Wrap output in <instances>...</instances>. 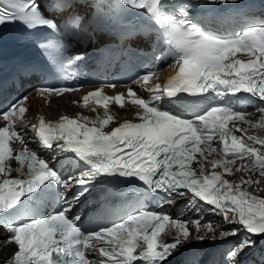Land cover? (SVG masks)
I'll list each match as a JSON object with an SVG mask.
<instances>
[{
  "label": "snow or ice",
  "instance_id": "obj_1",
  "mask_svg": "<svg viewBox=\"0 0 264 264\" xmlns=\"http://www.w3.org/2000/svg\"><path fill=\"white\" fill-rule=\"evenodd\" d=\"M229 2L235 0H206ZM3 3L7 6L0 7V26L21 23L25 32L37 37L34 42L41 49L54 45L39 35L40 29L81 27L77 0L55 4L59 13L48 12V0ZM120 8L140 12L154 25L157 43L168 47L175 74L166 84L156 82L158 64L166 57L155 55L153 49L151 66L128 85L127 101L135 107V120L107 131L114 119L107 113V102L123 107L126 98L123 93L103 95L105 85L83 97L85 106L91 98L105 108L104 117L91 122L67 115L55 122L43 115L38 122L28 121L31 93L0 110V219L7 225L6 232L0 231V244L15 246L6 264H168L193 240L203 241L209 232L216 239L218 226L203 216H173L163 210L164 204L185 197L189 210L203 202L224 224L235 225L220 233L221 241L237 238L225 250L222 264H241L244 253L255 247V237L264 236V196L247 187L260 184L259 179L233 182L226 176L234 170H254L264 178V138L247 135L241 127L253 124L246 105L259 100L261 105L254 107L262 115L254 126L264 128V19L220 36L193 20L189 3L121 0ZM85 58L86 53L71 55L61 69L67 73ZM131 85L147 92V98ZM78 90L45 84L35 92L49 97ZM165 102L170 106L165 108ZM26 129L33 133L31 138ZM32 142L51 155L45 158L31 150ZM214 144L221 146V158L210 159L218 151ZM12 161L19 166L12 168ZM115 177L137 179L154 199L162 194V202L155 210L140 203L118 222L82 228L80 214L73 215L72 209L95 183ZM52 190L58 207L39 214L35 207Z\"/></svg>",
  "mask_w": 264,
  "mask_h": 264
},
{
  "label": "bare ground",
  "instance_id": "obj_2",
  "mask_svg": "<svg viewBox=\"0 0 264 264\" xmlns=\"http://www.w3.org/2000/svg\"><path fill=\"white\" fill-rule=\"evenodd\" d=\"M66 98V97H64ZM64 98H60V100L64 99ZM59 99H54L51 103L50 106H44L42 104H40V111H42L44 113L45 117H52V116H58L60 114V110L61 109H68L67 111L65 110V112L68 113H72L74 115H78V116H82V117H87L89 122L91 121H95L97 119V117H101L103 118L105 115V110H99L96 109L95 107H87L85 109H81L79 107H76L75 105H72L71 103H64L62 105L59 104L60 102ZM62 102H66V101H62ZM107 113L109 115H112L114 117L113 121L110 122V124L108 126H106L105 128L109 129L112 128L114 125L118 124V122H120L122 119L126 118V115L128 114L126 107L123 108H118L115 105H112L111 107H108L107 109ZM35 117V113L34 112H30L28 118L32 119ZM261 138H264V134H260L259 135ZM239 164V161L237 162V165ZM257 171H250V172H246V173H238V172H233V174L231 175L232 178L234 179H238L241 180V178L243 177L242 175H244V179H257L258 178V172L257 174H255ZM252 187L250 188L253 192H256V188H255V184H251L248 185V187ZM262 191L264 190V188H260ZM196 214V213H195ZM216 219L215 222H213L215 225H217V229L215 232V235H217L218 237L216 239H212V233L209 232L207 233V239H212V240H218L220 237V233L223 230H227V229H231L232 227H234L235 225L232 224H224L223 223V218L220 215L215 214ZM205 217L206 218H210L209 213L205 212ZM203 231V230H202ZM205 239V240H207ZM193 242H196V240H193ZM255 247H257V244L255 245ZM14 249L13 246H5L3 244H0V264H3V261L7 259V257L10 255L11 251ZM244 261H241V264H243Z\"/></svg>",
  "mask_w": 264,
  "mask_h": 264
},
{
  "label": "rangeland",
  "instance_id": "obj_3",
  "mask_svg": "<svg viewBox=\"0 0 264 264\" xmlns=\"http://www.w3.org/2000/svg\"><path fill=\"white\" fill-rule=\"evenodd\" d=\"M255 174H257V172ZM257 176H258L257 179H259L261 181V183L260 184H255V188H256L257 192L263 194L264 190L262 191L260 188H262V187L264 188V178L260 177L259 174ZM257 179L253 178V180H257Z\"/></svg>",
  "mask_w": 264,
  "mask_h": 264
}]
</instances>
